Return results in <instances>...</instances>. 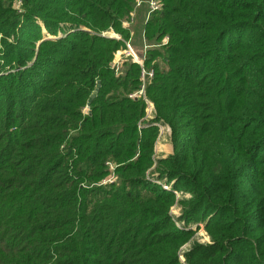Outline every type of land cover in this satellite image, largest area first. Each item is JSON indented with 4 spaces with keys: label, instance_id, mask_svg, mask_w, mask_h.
Masks as SVG:
<instances>
[{
    "label": "trees",
    "instance_id": "trees-1",
    "mask_svg": "<svg viewBox=\"0 0 264 264\" xmlns=\"http://www.w3.org/2000/svg\"><path fill=\"white\" fill-rule=\"evenodd\" d=\"M160 1L132 97L137 0H0V264H264V0Z\"/></svg>",
    "mask_w": 264,
    "mask_h": 264
},
{
    "label": "rangeland",
    "instance_id": "rangeland-1",
    "mask_svg": "<svg viewBox=\"0 0 264 264\" xmlns=\"http://www.w3.org/2000/svg\"><path fill=\"white\" fill-rule=\"evenodd\" d=\"M139 1H141V2H139L137 5H135L136 7L133 9L134 11H132L129 19L128 20L122 19V21L124 23L123 26H125V27L127 26V28H129V29H127L128 32H129V35L125 39H123V40H125V42L128 41L130 43L131 47L135 51H137V52H139L141 54H144V56L146 57L147 49L148 48L152 47V45H156L158 47L161 46V45H164L168 41L169 36L167 34H164L161 37L160 40H158L157 42H155L156 41L155 40L153 42L152 40L147 39L145 37V34L143 35V30H144L143 29L144 27H142L143 26V22H145L147 19H149L155 11H157V10H159L161 8V1L158 0L159 3H160V5L158 7H156V8H153V9L150 8V0H139ZM106 33L108 35H110L111 37H114L113 35H115V33L119 37H121V34L118 31L114 30V29H109V30L106 31ZM119 50H121L123 54L120 53V54H118L116 56V54L114 53L113 59L111 60V65L113 64L112 62L115 59H116V62H118L122 58V56L124 54L125 55H128V52H127L129 50L128 48L121 49V46H119ZM132 55H130V56H124L121 59V61L125 57H130L133 60L134 59V55L133 56ZM145 57H144V60H145ZM132 60H129L128 59L127 62H130ZM155 60H156V62L159 61V60H157V56H154V59L152 61H155ZM144 66H145L146 69H152L153 70V73H154L153 67H151V66L148 67L145 64H144ZM120 67H121V63H120L119 68ZM150 78H147L145 80V83ZM149 102H151V101H149ZM153 109H154V105H153V102H151L146 107V111H147L148 117L152 116ZM158 125H159L158 126L159 128L157 130V135H155V139H154L153 146H152V150H153L152 155L155 158L160 157V156H166V155H168V154H170V153L173 152V148H172L173 145H172V142H171V132H170L171 130H170V126L167 123H165V122L158 123ZM155 165H156V163L154 161L146 169V173L148 172V174H151V175L157 174V171H155ZM108 176H109V178H114L113 172H110ZM109 178H107L106 180H108ZM159 181L162 182L163 180H159ZM182 195L189 196V194L187 192L178 191L177 194H176V197L178 198V197H181ZM180 208H181V206H180V204H179V202L177 200H175L174 203L170 206V210L175 215L176 218L180 214ZM176 218H174L173 220L175 222L179 223V221ZM192 227L195 228V230L189 235V238L186 241H184L183 244L179 248V250H180L179 251L180 258L182 260H183L182 252L186 248L189 247V245L192 243V241L204 242V241H209L210 240V236L207 233V231L204 229L203 223H199L198 227H196V225H193Z\"/></svg>",
    "mask_w": 264,
    "mask_h": 264
},
{
    "label": "built area",
    "instance_id": "built-area-1",
    "mask_svg": "<svg viewBox=\"0 0 264 264\" xmlns=\"http://www.w3.org/2000/svg\"><path fill=\"white\" fill-rule=\"evenodd\" d=\"M139 2H141V1H139V0H137V4L139 3ZM160 5V3H159V1L158 0H150V8L151 9H153V8H156V7H158ZM114 37H116V38H119V36L115 33V35H113ZM126 48H128L129 50L127 51L128 52V55H123L122 56V58L124 57V56H130V55H134V59L133 60H135L136 62H138L139 64H140V68H141V70H140V77H141V80H142V82H141V87L138 89V90H135V91H133V92H131V93H129V96H138V95H140V94H144V85H145V80L147 79V78H150L152 75H153V70L152 69H146L145 68V66H144V54H141V53H139V52H137V51H135L132 47H131V45H130V43L127 41V42H125L124 41V46H122L121 47V49H126ZM117 52V53H116ZM115 54H116V56L118 55V54H120V53H122V51L121 50H119V48L118 49H116V51L114 52ZM123 54V53H122ZM132 55V56H133ZM121 58V59H122ZM121 59L118 61V62H116V59L113 61V66L115 67V69L116 70H118L119 69V66H120V63H121ZM147 102H148V105L151 103V102H149V100H147ZM147 105V106H148ZM152 105V104H151Z\"/></svg>",
    "mask_w": 264,
    "mask_h": 264
},
{
    "label": "water",
    "instance_id": "water-1",
    "mask_svg": "<svg viewBox=\"0 0 264 264\" xmlns=\"http://www.w3.org/2000/svg\"><path fill=\"white\" fill-rule=\"evenodd\" d=\"M112 63H113V62H112ZM99 85H100L99 80H97L96 86H95V88L93 89V92L91 93V96H90L89 101H90V100L95 96V94L97 93L98 88H99Z\"/></svg>",
    "mask_w": 264,
    "mask_h": 264
}]
</instances>
